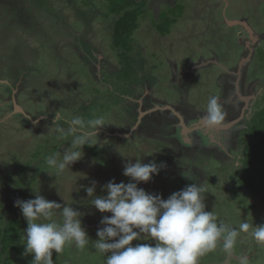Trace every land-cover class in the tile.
<instances>
[{
    "label": "rangeland",
    "instance_id": "374dc122",
    "mask_svg": "<svg viewBox=\"0 0 264 264\" xmlns=\"http://www.w3.org/2000/svg\"><path fill=\"white\" fill-rule=\"evenodd\" d=\"M136 1L144 2L132 39L136 70L130 81L119 85L114 73L122 64L111 48L115 15L108 11L107 0H0V79L12 86H0V229L15 216L24 235L28 223L16 201L35 199L38 192L81 212L90 238L98 239L101 219L111 213L87 204L86 187L95 181L96 195H106L103 186L108 182H131L123 169L136 159L166 165L151 181L139 184L148 193L166 200L190 183L203 184L206 211H213L218 222L235 228L245 220L264 225V196L239 188L230 176L241 164L242 146L236 142L245 135L242 128L264 104V0ZM162 10L177 19L168 34L156 28ZM233 21L242 23H228ZM203 61L220 65L200 66ZM151 93L175 106H183L181 99L192 105L180 108L196 115L189 128L201 127L209 98L219 96L227 114L237 111L223 124L235 121L237 128L204 123L207 148L196 147L188 158L166 154L169 130L164 127L170 122L163 120L152 137L136 135V105ZM91 109H98L94 118L105 123L92 140L101 157L81 149L83 158L57 175L45 158L62 154L71 137L57 139V127L67 130V125H53L55 112L91 119ZM142 128L149 133L150 127ZM136 244L155 241L146 238ZM24 252L4 253L2 258L10 264H31L33 256ZM58 255L53 251L56 264H106V257L91 245H66ZM243 257L246 264H264V244H257L251 231L239 234L231 254L218 244L199 264H240Z\"/></svg>",
    "mask_w": 264,
    "mask_h": 264
},
{
    "label": "clouds",
    "instance_id": "9594fccd",
    "mask_svg": "<svg viewBox=\"0 0 264 264\" xmlns=\"http://www.w3.org/2000/svg\"><path fill=\"white\" fill-rule=\"evenodd\" d=\"M0 86L12 87L7 79H0ZM226 116L220 97L211 96L204 117L206 124L209 127L222 125ZM61 122L67 125V130L58 126L57 139L70 136V146L64 148L62 154L53 152L45 158L46 165L55 169L57 175L70 170L72 164L83 158L81 149L92 146L93 138L99 136L105 126L99 117L69 119L57 111L53 125ZM165 166L163 162L129 160L123 175L131 182H108L103 186L106 195H96L95 181L86 187L87 204L101 213H111L101 219L103 227L97 230L96 240L90 238L82 223V213L73 206L50 201L36 191L35 199L17 200L16 206L28 223L21 236L26 246L24 255L33 256L31 264H56L53 251L60 255L66 245L74 244L77 249L91 245L106 257V264H199L200 258L218 244L231 254L241 232L251 231L257 244H264V225L256 226L245 220L235 228L218 222L213 211H206L203 184L190 183L166 200L139 187L140 183L159 175ZM146 238L155 244L133 246V241ZM246 260L247 257L241 258L240 264H246Z\"/></svg>",
    "mask_w": 264,
    "mask_h": 264
},
{
    "label": "trees",
    "instance_id": "16d2710c",
    "mask_svg": "<svg viewBox=\"0 0 264 264\" xmlns=\"http://www.w3.org/2000/svg\"><path fill=\"white\" fill-rule=\"evenodd\" d=\"M143 5V1L136 0H107L108 11L115 15L112 24L111 48L116 51L122 64L118 78L123 81L131 78L136 70L132 55L134 52L132 39L134 31L139 26ZM176 21V18L170 17L165 10H162L160 19L156 22V28L160 33L168 34ZM97 113L99 114L98 109H91L87 117L94 118ZM242 129L245 135L236 142V145L241 144L242 146L241 164L239 169L230 176L239 188L264 196V104L251 116L247 127ZM84 149H87L92 157H101L94 142L92 146H85ZM21 234L22 225L17 217H10L3 223L0 229V244L3 246L0 253V264H10L8 259L5 261L2 258L4 253L8 255L12 251L24 252V241L21 240Z\"/></svg>",
    "mask_w": 264,
    "mask_h": 264
},
{
    "label": "flooded vegetation",
    "instance_id": "af4514ba",
    "mask_svg": "<svg viewBox=\"0 0 264 264\" xmlns=\"http://www.w3.org/2000/svg\"><path fill=\"white\" fill-rule=\"evenodd\" d=\"M204 61L199 63L200 66H204L208 63L214 62V61H211V62L205 63ZM214 63H216L217 65H220V64H218L219 62L215 61ZM194 64H196V63H194ZM199 64L197 63L196 65H199ZM114 74L117 75L116 76L117 80L115 82L119 83V85H121L122 83L124 84L125 81L118 78V73H114ZM143 78H144V75H143ZM128 81H130V80H128ZM105 82L106 81H104L102 83L106 84L107 82L106 83ZM109 84H111V82H109ZM109 90H111V88H109ZM142 98H145V99H142ZM142 98H140V100H138V106L136 105L137 112L135 109V116L136 115L138 116V119L135 122V124H136L135 126H137V128H138V133H136V135L139 134V135H143L146 137H152L153 134L157 133V130H158L157 128H159V124L161 125L162 121L164 120L165 122H170L167 127H164L165 130H166V128H168V130H169L168 134H167V141L165 143L169 144L170 148L167 150L166 154L169 153L170 155H174V154L182 155L184 153V156L188 158L189 152L191 151V154H192V152L194 151V149L196 147L202 146L200 149L207 148L206 145L208 142L206 141V139H207L206 129L208 128V126L204 127L203 123H201V127L200 126L196 127V128H194V130H191L189 132L190 134L193 135V137L190 135L191 138H188V136L185 135V133H184L185 131H183L181 133L182 129H185V126L188 127V125H190L188 121L192 117L196 116L195 114H192L191 111L189 110L191 108L190 106H192V105L185 103L184 99H183V101L181 99V102L184 103L183 106H175L172 103H170L169 101H165V99H161L159 97L154 96L152 93L148 97L145 96ZM157 104H163L164 108L162 106V109L154 110V108L156 107ZM143 105L145 106L144 108H143ZM168 105H171V107H168ZM180 108H189V109H184L182 111V109H180ZM198 112H200V111H198ZM236 112H237L236 109L233 108L232 110H230V112H228L229 114H227V116L231 117L232 115L236 114ZM27 116H28V114H27ZM141 126L142 127L143 126L144 127H150L149 133L146 132L144 130V128H142ZM161 126H163V125H161ZM230 127L237 128L235 124L231 125ZM224 129H226V128H224ZM204 130H205V132H204ZM195 134H196V136L198 135V137H196V139L194 138ZM159 137H161V136H159ZM205 137H206V139H205ZM161 138L165 139L163 137H161ZM210 139H212L211 136H210ZM179 151H181L182 153L179 154ZM210 151L211 150H209V152H207V153H209V155L219 157L218 155H216V153H218L216 150H212V152H210ZM224 153H227V151H224ZM221 155H224V154H221ZM189 159H191L190 156H189ZM181 161H182V159H181ZM186 172L187 171L184 170L182 173L184 174ZM179 175H181V173Z\"/></svg>",
    "mask_w": 264,
    "mask_h": 264
},
{
    "label": "water",
    "instance_id": "95a60500",
    "mask_svg": "<svg viewBox=\"0 0 264 264\" xmlns=\"http://www.w3.org/2000/svg\"><path fill=\"white\" fill-rule=\"evenodd\" d=\"M228 23H230V24H235V23H242V21H236V22H228ZM201 123H205L206 124V122H205V120H203V121H201ZM233 123H235V121H233V122H231V123H229V124H227V125H225V124H222V125H219V126H217V127H222V128H228V127H230L231 125H233ZM200 125H197V126H195V127H187V126H185V132L186 133H189L191 130H194V128H196V127H199ZM189 138V137H188Z\"/></svg>",
    "mask_w": 264,
    "mask_h": 264
}]
</instances>
